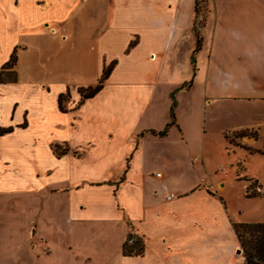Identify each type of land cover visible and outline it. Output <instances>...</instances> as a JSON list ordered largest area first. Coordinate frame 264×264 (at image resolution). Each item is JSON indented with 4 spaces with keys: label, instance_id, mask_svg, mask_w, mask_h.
Listing matches in <instances>:
<instances>
[{
    "label": "crops",
    "instance_id": "crops-1",
    "mask_svg": "<svg viewBox=\"0 0 264 264\" xmlns=\"http://www.w3.org/2000/svg\"><path fill=\"white\" fill-rule=\"evenodd\" d=\"M196 3L0 0V252L78 261L96 239L103 264H245L207 149L216 105L221 137L264 138V0L203 1L205 22ZM134 234L143 253L123 256Z\"/></svg>",
    "mask_w": 264,
    "mask_h": 264
},
{
    "label": "rangeland",
    "instance_id": "rangeland-1",
    "mask_svg": "<svg viewBox=\"0 0 264 264\" xmlns=\"http://www.w3.org/2000/svg\"><path fill=\"white\" fill-rule=\"evenodd\" d=\"M203 1L207 0L198 1V10L202 13L201 15L203 17V21L205 22V13L207 11V8L206 4L203 3ZM203 21L197 24L195 20L193 23V31L194 33H196V35H198V37H201L198 28L204 24ZM195 70L196 67H194V71ZM201 70L203 71L202 67ZM11 71L14 73L15 66ZM200 73L202 74V72ZM4 78L10 79V81L14 80L15 73L13 76H4ZM222 78L226 79L227 77L223 76ZM226 80L228 82L230 81L228 78ZM1 85L2 84H0V89ZM224 106L226 105H216L215 107H213L217 118L214 120L212 132L208 136L207 149V158L209 160V168L211 173L216 175V178L218 179L221 178L220 175L225 176V179H223V182L226 183L225 189H221V185L219 186V188L216 185V189L218 190V197L222 200L225 205H227L228 211L231 213L233 218L238 220L237 224L264 223V197L260 196L256 198H247L245 196L253 192H259V194L262 195L264 194V155L259 153L250 154L245 149H240V147L237 146L241 143H251L252 139L249 136L257 137V134L250 132H243L244 135L241 136H236V134L239 135L241 133L235 132L226 134L228 138L227 140L233 141V144H229L228 141L224 139V137H221L218 134L219 129L224 126V122L221 119L223 116L222 113L224 111ZM250 148L261 153L262 151L260 150H264V138L257 140L256 144L250 146ZM221 168L223 170L225 169L223 173L220 172ZM245 179H248L249 181ZM217 181L218 180L215 179V182ZM254 182H256V184ZM248 187L251 188L247 193ZM34 242V251L31 252H28V248L26 247L27 244H21L20 248L14 250L18 252H0V264L105 263L104 261H102L105 258L102 259V257H104L106 254H103L104 256L100 254L98 250L101 249V242L96 239L85 240L83 251L86 252L87 255H84V257L78 261H73L71 257L67 255L63 256L57 251L53 253H48V251L43 248L44 245H42L40 241L35 240ZM28 245L31 246L30 243Z\"/></svg>",
    "mask_w": 264,
    "mask_h": 264
},
{
    "label": "trees",
    "instance_id": "trees-1",
    "mask_svg": "<svg viewBox=\"0 0 264 264\" xmlns=\"http://www.w3.org/2000/svg\"><path fill=\"white\" fill-rule=\"evenodd\" d=\"M198 1L196 3V9L195 13L196 16L199 13L198 10ZM201 48V39L197 35V41H196V47L194 50V53L198 52ZM16 64V56H15V51L11 54L9 60L0 68V84L10 81V79L4 78V76H13L14 73L11 71L13 67ZM111 70V67L106 68L103 71V76L102 79L98 82V84L93 87V88H88V89H82L80 90L81 93V98L82 100L87 99L95 95L102 87V82L104 78L109 74ZM13 81V80H11ZM191 83H189L190 85ZM62 102H63V97L61 96L58 100L59 108L62 110ZM173 111H171V123L167 125L165 130L159 135H164L166 133V130L170 125L173 123ZM12 131L11 128H1L0 127V137L8 134ZM241 134H236V136H241ZM227 140L228 138L225 137ZM228 141V140H227ZM229 144H233V141H228ZM245 149L248 153H259L263 154V152H258L253 149L247 148V147H241ZM53 151L57 156L63 155L67 152V149H62L59 146H54ZM249 181L248 179H245ZM256 184V182H254ZM251 186V185H250ZM251 187L247 188V193L250 190ZM246 193V194H247ZM247 198H256L263 196L264 194H259V192H253L251 194L245 195ZM235 233L239 242V247L243 251V256L245 259V264H264V223H258V224H235L234 225ZM144 250V245L142 239L134 234V235H129L127 238V241L123 244L122 247V254L123 256H140L143 253Z\"/></svg>",
    "mask_w": 264,
    "mask_h": 264
},
{
    "label": "built area",
    "instance_id": "built-area-1",
    "mask_svg": "<svg viewBox=\"0 0 264 264\" xmlns=\"http://www.w3.org/2000/svg\"><path fill=\"white\" fill-rule=\"evenodd\" d=\"M174 198H175V195H174L173 193H169V194L165 197V199H166L167 201L173 200Z\"/></svg>",
    "mask_w": 264,
    "mask_h": 264
},
{
    "label": "water",
    "instance_id": "water-1",
    "mask_svg": "<svg viewBox=\"0 0 264 264\" xmlns=\"http://www.w3.org/2000/svg\"><path fill=\"white\" fill-rule=\"evenodd\" d=\"M237 252L240 254V252H241V249H239Z\"/></svg>",
    "mask_w": 264,
    "mask_h": 264
}]
</instances>
